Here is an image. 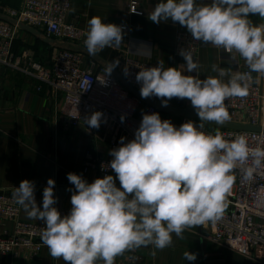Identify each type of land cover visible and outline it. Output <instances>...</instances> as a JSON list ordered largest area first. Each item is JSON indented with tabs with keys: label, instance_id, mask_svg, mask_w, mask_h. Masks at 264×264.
<instances>
[{
	"label": "clouds",
	"instance_id": "clouds-1",
	"mask_svg": "<svg viewBox=\"0 0 264 264\" xmlns=\"http://www.w3.org/2000/svg\"><path fill=\"white\" fill-rule=\"evenodd\" d=\"M250 14H258L264 21V0H159L148 19L157 24L178 22L194 40L228 53L235 51L250 72L264 74V22L254 24ZM122 42L121 25L105 23L100 16L88 21L84 44L89 55L119 47ZM145 47L151 49L141 45L137 52ZM180 55L186 65L165 67L161 61L158 66L141 68L136 81L143 98H159L162 106H168L173 97L188 99L199 124L188 121L177 127L162 120L159 113H145L134 139L125 142L127 138L122 137L121 146L109 153L115 178L106 175L89 183L79 174L68 173L74 189H69L72 207L66 215L55 206L58 198L53 178L43 190L42 206L37 203L33 181L25 179L15 187L12 198L27 217L43 221L41 240L51 257L64 264H115L126 250L149 245L168 248L173 234L182 239L186 228L223 217L237 167L251 158V164L242 169L247 179L264 168V147H250L246 135L226 139L219 130L214 134L203 131L205 122L221 125L231 119L225 101L248 95L250 72L213 65L218 76L201 79L191 47L181 49ZM112 64L116 67L119 60ZM114 67L110 66L109 74ZM193 70L195 76L183 74ZM229 72L230 78L222 80ZM102 117L96 111L85 119L86 125L99 128ZM124 119L122 116L121 121ZM197 257L189 250L183 253L186 261Z\"/></svg>",
	"mask_w": 264,
	"mask_h": 264
},
{
	"label": "crops",
	"instance_id": "crops-1",
	"mask_svg": "<svg viewBox=\"0 0 264 264\" xmlns=\"http://www.w3.org/2000/svg\"><path fill=\"white\" fill-rule=\"evenodd\" d=\"M24 0H0L2 5L18 9ZM136 1V8L141 11L132 13L131 4ZM159 0H71V11L68 20L74 22L87 32L88 21L93 16H100L105 23H114L123 28V42L119 47H106L95 56L88 54L87 49L80 44L61 42L48 38L43 30L36 32L20 28L14 41V51L21 53L24 49L34 50L36 59L43 65H50L53 55L62 49L76 48L83 54V67L92 69L95 73L102 67L114 65L118 59L119 64L112 69L122 81L123 63L127 56L164 62L165 67H179L186 65V61L176 57L174 48L178 31H187L185 26L171 20L157 24L148 19ZM210 3L211 0H203ZM0 16L12 19L7 15ZM249 18L254 24L261 20L258 14H250ZM0 20L7 21L0 17ZM147 45L151 49L142 48ZM149 53V54H143ZM199 62V77L208 75L218 76V71H213V65L217 68L230 69L231 72H243L249 69L244 59L235 51L226 52L223 48H216L212 44L202 43L196 58ZM231 72L222 80L227 81ZM183 74L196 75L185 71ZM253 75L264 86V74ZM40 82L20 71L0 67V189L14 191L20 182L27 179L35 184V196L38 205L42 206L43 190L47 186L49 178L55 180L54 195L58 198L56 207H63L68 214L71 205L74 186L67 179L68 173L81 175L89 183L99 175L94 171L85 172L83 163L88 149L98 151L100 154L111 157L109 142L100 138L104 129L89 128L84 121L76 128L66 130L59 116V108L63 99L61 93H53L50 88L44 86L38 89ZM166 99V98H165ZM154 102H161L159 98H144L139 105L137 115L143 118L145 111ZM169 105L175 107H188L191 102L188 99L173 97ZM161 119L180 121L184 117H176L171 112L160 111ZM197 124L200 120L190 119ZM209 123L205 122L208 127ZM216 127V126H215ZM100 178V177H99ZM119 187V180H116ZM21 219L30 221L23 210ZM10 228L13 224L8 222ZM205 229H185L183 238L173 234L172 246L163 250L154 249L153 246L139 247V260L130 263L127 255L123 253L115 259V264H264L258 258L249 260L243 255L225 245L214 243L207 237ZM197 253L196 261H186L183 258L185 251ZM155 251V255H153ZM0 264H13L12 261L0 259ZM32 264H64L62 259L51 257L47 246L44 247L40 258ZM102 264V262H100Z\"/></svg>",
	"mask_w": 264,
	"mask_h": 264
},
{
	"label": "built area",
	"instance_id": "built-area-1",
	"mask_svg": "<svg viewBox=\"0 0 264 264\" xmlns=\"http://www.w3.org/2000/svg\"><path fill=\"white\" fill-rule=\"evenodd\" d=\"M137 5L133 1L131 11L141 14ZM70 11L71 0H24L18 9L0 3V14L15 20V23L0 20V67L20 71L37 79L40 82L39 90L46 86L53 93H61L63 103L59 108V116L66 130L78 127L94 112H102L100 127L104 129V134L100 138L109 142L111 151L121 146L122 137L127 138L125 142L134 139L135 131L142 121L137 113L143 100L132 94L112 71L109 74V68L102 67L96 73L84 68L83 54L74 47L54 54L50 65L40 63L35 58L34 50L24 49L21 53L14 51L20 24L43 30L48 38L80 44L86 48V31L68 20ZM200 45L201 41L194 40L190 32L178 31L174 53L177 58L184 60L180 55L181 49L191 47L196 59ZM159 63L127 56L123 63V77L140 93L141 85L136 81V75L141 68L158 66ZM243 72L249 73L250 70L245 69ZM250 77L246 97L226 99L225 105L231 117L228 121L260 126L261 131L220 127H216L215 131L222 132L226 139L246 135L250 147H264V86L256 82L253 72H250ZM145 113H157V108L150 106ZM122 116L125 117L123 122ZM162 120H170L177 127L190 121L189 118L180 121ZM203 131L215 133L205 127ZM112 159V156L106 157L96 150L88 149L83 163L84 171H94L100 178L106 175L115 178L114 170L109 167ZM250 164L251 158L248 164L234 170L236 180L231 194L226 197L223 217L215 223L194 227L205 229L210 241L225 245L251 261L258 258L264 262V168L258 169L252 179H247L242 169ZM12 193L0 189V259L12 261L13 264H32L40 258L46 246L41 240L45 225L43 221L34 219L22 220V206L15 202ZM57 208L62 215L67 214L63 207ZM8 222L13 224L12 228ZM124 253L130 263L139 260V248Z\"/></svg>",
	"mask_w": 264,
	"mask_h": 264
},
{
	"label": "water",
	"instance_id": "water-1",
	"mask_svg": "<svg viewBox=\"0 0 264 264\" xmlns=\"http://www.w3.org/2000/svg\"><path fill=\"white\" fill-rule=\"evenodd\" d=\"M0 17L2 19L8 20L11 23H15L14 19H9V18L3 17V16H0ZM20 28H25L28 31H31L32 33L36 32L35 31L36 29L34 27H31V26H28V25H25V24H20ZM122 79H123L126 87L128 88V90L132 94L140 97L142 100L144 99L141 96V94L135 88H133L132 85H130L124 77H122ZM153 105L160 111H166V112L173 113L176 117H184V118L199 120V117L197 116L196 111H195V109L193 108L192 105H190L188 107H185V108L175 107V106H172V105H169V104H168V106L165 107V106H162L161 102H154ZM208 123L213 125V126L220 127V128H233V129H238V130L261 131V127L260 126H256V125L239 124V123L229 122V121H225L221 125H217L215 122H208Z\"/></svg>",
	"mask_w": 264,
	"mask_h": 264
},
{
	"label": "rangeland",
	"instance_id": "rangeland-1",
	"mask_svg": "<svg viewBox=\"0 0 264 264\" xmlns=\"http://www.w3.org/2000/svg\"><path fill=\"white\" fill-rule=\"evenodd\" d=\"M204 127L207 128L210 131H215V129H216V127L211 125V124H209L208 127H206V126H204Z\"/></svg>",
	"mask_w": 264,
	"mask_h": 264
},
{
	"label": "trees",
	"instance_id": "trees-1",
	"mask_svg": "<svg viewBox=\"0 0 264 264\" xmlns=\"http://www.w3.org/2000/svg\"><path fill=\"white\" fill-rule=\"evenodd\" d=\"M35 55H36V53H35ZM36 58V57H35Z\"/></svg>",
	"mask_w": 264,
	"mask_h": 264
}]
</instances>
